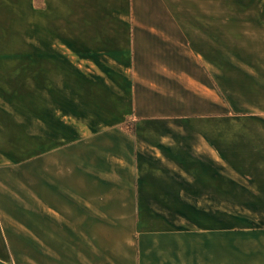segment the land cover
Masks as SVG:
<instances>
[{
  "label": "crops",
  "instance_id": "0c3cea01",
  "mask_svg": "<svg viewBox=\"0 0 264 264\" xmlns=\"http://www.w3.org/2000/svg\"><path fill=\"white\" fill-rule=\"evenodd\" d=\"M20 30L108 73L0 80V262L264 264V0H0ZM140 46L162 76L112 77Z\"/></svg>",
  "mask_w": 264,
  "mask_h": 264
},
{
  "label": "rangeland",
  "instance_id": "374dc122",
  "mask_svg": "<svg viewBox=\"0 0 264 264\" xmlns=\"http://www.w3.org/2000/svg\"><path fill=\"white\" fill-rule=\"evenodd\" d=\"M20 12L22 14L20 23L22 26L26 25L27 28L28 21H23V18L27 17V6H20ZM20 31L18 37L14 36L13 32L8 33L6 37L0 34V80H92L94 75L99 72L108 73L107 69L97 70L89 67V64H85L84 60H89V58L91 60L92 54L61 52L32 54L28 51L29 38L27 30ZM13 39L17 40L18 42L15 43H19V45L6 46ZM146 46H140L137 50L138 53L134 54L136 55L134 60L136 63L133 62L131 69H127L125 73L124 70H117L116 73L113 71L112 77L115 78L117 75L116 80H121V77H132L134 80H139L142 77L155 79L154 77L162 76L157 69L158 67L154 68V66L149 65L155 62L157 56L147 52ZM46 57L51 62L50 69L40 66L39 62L44 61ZM32 60L37 61V67L30 65ZM181 65L182 67L177 71L179 74L175 75H180L182 80H187L190 68L187 64ZM108 76L110 75L108 74ZM16 201L24 203L21 198L16 199ZM22 231L27 233L26 229ZM27 253L28 246L22 244L11 245L8 251V259L0 262V264H30Z\"/></svg>",
  "mask_w": 264,
  "mask_h": 264
}]
</instances>
